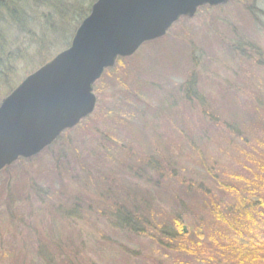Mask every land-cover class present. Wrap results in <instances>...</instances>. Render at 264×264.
Returning a JSON list of instances; mask_svg holds the SVG:
<instances>
[{
	"label": "rangeland",
	"instance_id": "rangeland-1",
	"mask_svg": "<svg viewBox=\"0 0 264 264\" xmlns=\"http://www.w3.org/2000/svg\"><path fill=\"white\" fill-rule=\"evenodd\" d=\"M252 4L203 6L151 47L118 59L95 83L89 116L23 168L0 174V264H172L173 242L157 245L148 238L151 227L150 234L142 230L147 236L128 231L121 224L126 211L143 224L181 215L190 236L202 232L195 239L210 264H241L235 250L246 233L226 229L210 239L206 226L218 222L207 202L224 200L216 180L235 187L243 182L231 173H251L239 148L252 146L231 129L251 144L258 142L252 134L264 138V61L253 48L245 59L226 48L242 37L264 58V29L247 10ZM25 65L21 80L37 69ZM191 79L196 92L185 100ZM229 244L232 252L217 248ZM41 246L46 258L38 257Z\"/></svg>",
	"mask_w": 264,
	"mask_h": 264
},
{
	"label": "trees",
	"instance_id": "trees-1",
	"mask_svg": "<svg viewBox=\"0 0 264 264\" xmlns=\"http://www.w3.org/2000/svg\"><path fill=\"white\" fill-rule=\"evenodd\" d=\"M94 1L0 0V101L20 82L23 74L26 72H23V63H26L25 66H28L27 70H34L51 59L59 51L69 46L77 26L89 13ZM247 10H250L255 21L258 20V22L262 23L264 29V21L262 19L264 0H255V4L249 5ZM161 38L150 40L144 46L151 47ZM226 48L242 59L251 58V56H254L252 52L254 51L259 55V62L262 59L264 61L261 48L249 43L245 38L238 37L233 41H228ZM33 55L42 57V60L35 62L32 59ZM121 60L123 58H119L118 62ZM189 81L187 85H189L188 88H191V93L188 94L184 89L182 90L185 100L190 98L192 93L196 92V80L191 79ZM262 103V107L259 106V108L264 110V102H260L259 104ZM235 130L231 129V132L236 136L237 140L243 144L247 143L252 146L247 151L242 147L239 148V152L241 151L246 157L248 167L245 166L250 169L251 173L247 174L245 178L238 172L231 173L229 175L230 179L243 182L237 184L235 187L216 180L219 184L218 187L225 194V197L224 200L220 199V202L216 199L207 202V206H211V208L207 207L208 211L218 223L216 225L215 223L211 225L209 223L206 226V231L210 235L208 237L214 242L216 240L215 237L219 236L221 231L226 229L231 233L235 234L237 232L242 236H244L243 233L245 232L247 237L244 236L245 238L241 245L235 250L237 262L241 264H264V138L263 136L255 137L252 134L253 140L251 141L255 140L258 142H252L251 144L250 139H246L242 133ZM36 158H38L36 155L30 158H19L16 162L1 170L0 174L14 170L18 166L23 168L22 166L28 163L27 161ZM188 182L182 180L181 184L186 185ZM31 185L37 186L38 184L30 182L29 186ZM146 206L153 205L146 204ZM45 209V207L40 208V213L45 212ZM135 215L137 214L126 211L121 220L122 222L120 221L121 224L124 227H128V231H134L138 236H147L143 231L150 234L152 230V234L148 238L157 240L156 244L160 247L163 246L164 248L168 245V240L172 241L173 247L170 248L172 249L171 256H173L171 258L172 264L194 263L189 261L188 258L194 260L197 264L212 263L213 259L211 257L205 258L203 255H199L201 254L200 249L204 245H201L195 237L202 236V232L195 230V236H190L189 233L184 232V218L180 214V218L177 217L164 223L159 222V224L153 220H143V224L137 218L135 219ZM136 220L138 223H141L143 229L138 226ZM149 227H151L150 231H148ZM155 231L159 232L157 234L159 240L157 236L153 235ZM223 245H217L218 250L226 247V249L232 252L234 249V244ZM45 251L46 248L41 246L38 257H45ZM172 251L175 252V256ZM231 255L234 256L233 253ZM227 259H230L228 255ZM29 262V264H34L32 260H29Z\"/></svg>",
	"mask_w": 264,
	"mask_h": 264
},
{
	"label": "water",
	"instance_id": "water-1",
	"mask_svg": "<svg viewBox=\"0 0 264 264\" xmlns=\"http://www.w3.org/2000/svg\"><path fill=\"white\" fill-rule=\"evenodd\" d=\"M230 0H95L68 47L0 101V171L52 145L96 108L95 83L182 17ZM184 232L187 227L183 226Z\"/></svg>",
	"mask_w": 264,
	"mask_h": 264
}]
</instances>
